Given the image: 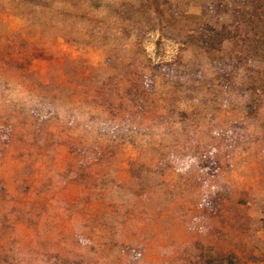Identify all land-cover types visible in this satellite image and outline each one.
<instances>
[{
    "label": "rangeland",
    "instance_id": "obj_1",
    "mask_svg": "<svg viewBox=\"0 0 264 264\" xmlns=\"http://www.w3.org/2000/svg\"><path fill=\"white\" fill-rule=\"evenodd\" d=\"M227 258L264 264V0H0V264Z\"/></svg>",
    "mask_w": 264,
    "mask_h": 264
},
{
    "label": "trees",
    "instance_id": "obj_2",
    "mask_svg": "<svg viewBox=\"0 0 264 264\" xmlns=\"http://www.w3.org/2000/svg\"><path fill=\"white\" fill-rule=\"evenodd\" d=\"M126 11L128 13L133 12L135 11V7L127 3ZM196 30V34L189 35V40L209 51H219L226 40L236 39L240 36V27L237 22L224 23L220 26H217L216 24H206L202 26L199 24ZM102 178H107L105 184H107V182L112 183V191L118 194V198L122 201L128 199L130 195L124 196L120 193L121 185L112 178L111 173H106ZM226 260L230 264H233L234 262L230 258H227ZM206 262L209 263L210 261L207 260Z\"/></svg>",
    "mask_w": 264,
    "mask_h": 264
},
{
    "label": "crops",
    "instance_id": "obj_3",
    "mask_svg": "<svg viewBox=\"0 0 264 264\" xmlns=\"http://www.w3.org/2000/svg\"><path fill=\"white\" fill-rule=\"evenodd\" d=\"M54 209L53 208H51V207H49V206H42V211H44V212H52ZM56 211V210H55ZM44 217H47V215H45ZM57 218H59V220H56L55 222L57 223L58 221L59 222H62V221H64V220H62V218H61V216H58ZM46 221V220H45ZM66 222V221H65ZM71 223H72V221H69V224H70V226H71ZM64 224V223H63ZM59 226H61V225H59V223H58V228H59ZM62 227V226H61ZM92 233V236H94L93 234H94V232L92 231L91 232Z\"/></svg>",
    "mask_w": 264,
    "mask_h": 264
}]
</instances>
